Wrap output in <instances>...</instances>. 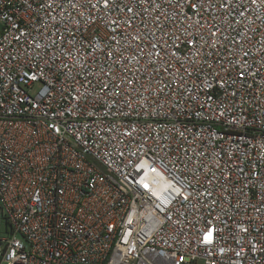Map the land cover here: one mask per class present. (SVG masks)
<instances>
[{
	"label": "built area",
	"instance_id": "2783aa9c",
	"mask_svg": "<svg viewBox=\"0 0 264 264\" xmlns=\"http://www.w3.org/2000/svg\"><path fill=\"white\" fill-rule=\"evenodd\" d=\"M264 264V0H0V264Z\"/></svg>",
	"mask_w": 264,
	"mask_h": 264
},
{
	"label": "rangeland",
	"instance_id": "374dc122",
	"mask_svg": "<svg viewBox=\"0 0 264 264\" xmlns=\"http://www.w3.org/2000/svg\"><path fill=\"white\" fill-rule=\"evenodd\" d=\"M4 264H6V263H4Z\"/></svg>",
	"mask_w": 264,
	"mask_h": 264
}]
</instances>
